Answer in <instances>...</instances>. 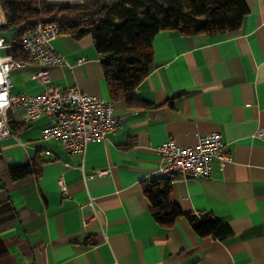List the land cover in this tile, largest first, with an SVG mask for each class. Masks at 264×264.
I'll use <instances>...</instances> for the list:
<instances>
[{"label":"crops","instance_id":"obj_1","mask_svg":"<svg viewBox=\"0 0 264 264\" xmlns=\"http://www.w3.org/2000/svg\"><path fill=\"white\" fill-rule=\"evenodd\" d=\"M244 2L248 13L237 31L157 33L149 74L129 100H111L90 36L52 39L66 64L47 68L49 85L112 101L119 129L69 153L41 138L51 117L25 123L22 108L8 111L12 137L0 141V264H264V0ZM1 19L0 26L2 10ZM14 34L0 31L10 45L1 56L13 58ZM16 60L23 64L9 72L12 94H39L44 84L32 76L42 66ZM213 132L231 161H213L207 178L173 179L169 202L200 221H223L229 234L200 237L184 216L159 224L141 184L174 175L159 176L156 147L168 140L194 147ZM33 162L39 174L10 177L11 166Z\"/></svg>","mask_w":264,"mask_h":264},{"label":"trees","instance_id":"obj_2","mask_svg":"<svg viewBox=\"0 0 264 264\" xmlns=\"http://www.w3.org/2000/svg\"><path fill=\"white\" fill-rule=\"evenodd\" d=\"M5 24L0 31H14L11 53L14 60L27 59L19 37L31 32L40 21L52 19L60 34L74 39L92 38L101 56V67L111 100L128 98L148 74L153 60L151 42L161 31L183 35L214 36L237 31L248 9L244 0H87L54 5L46 0H0ZM40 164L11 166L10 177L20 180L39 174ZM173 177H159L141 184L154 219L170 226L186 217L200 236L223 238L227 225L211 215L200 220L184 214L169 202Z\"/></svg>","mask_w":264,"mask_h":264},{"label":"built area","instance_id":"obj_3","mask_svg":"<svg viewBox=\"0 0 264 264\" xmlns=\"http://www.w3.org/2000/svg\"><path fill=\"white\" fill-rule=\"evenodd\" d=\"M68 1L56 3L74 4ZM84 1L87 0H78L76 3ZM59 34L56 22L40 21L33 31L19 37V44L27 54V59L42 66L32 76V79H39L44 84L43 90L37 95L12 94L9 72L23 62L0 55V141L12 137L7 126L8 111L12 108L24 110L25 123L43 115L51 117V124L41 131V138L60 142L69 153H83L89 142L105 140L109 134L118 131L119 121L114 115L112 101L84 94L77 87L58 88L49 85L47 68L66 64L65 59L51 45L52 39ZM8 46L5 39L0 38V50ZM77 62L80 64L84 59H78ZM156 153L159 176L175 175L176 178L187 175L207 178L213 161L221 165L231 161L225 150L224 139L217 132L200 135L194 147H181L173 140H168L156 147ZM59 186L61 192L65 193L62 178H59ZM91 219H85L83 226L86 227Z\"/></svg>","mask_w":264,"mask_h":264},{"label":"water","instance_id":"obj_4","mask_svg":"<svg viewBox=\"0 0 264 264\" xmlns=\"http://www.w3.org/2000/svg\"><path fill=\"white\" fill-rule=\"evenodd\" d=\"M45 23H50V22H54L52 19H45L44 20Z\"/></svg>","mask_w":264,"mask_h":264},{"label":"rangeland","instance_id":"obj_5","mask_svg":"<svg viewBox=\"0 0 264 264\" xmlns=\"http://www.w3.org/2000/svg\"><path fill=\"white\" fill-rule=\"evenodd\" d=\"M60 1H64V0H60ZM68 2L76 3V2H78V0H69Z\"/></svg>","mask_w":264,"mask_h":264}]
</instances>
